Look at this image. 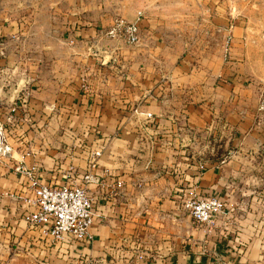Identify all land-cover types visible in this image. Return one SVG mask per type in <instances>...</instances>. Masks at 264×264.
<instances>
[{
	"label": "crops",
	"instance_id": "crops-1",
	"mask_svg": "<svg viewBox=\"0 0 264 264\" xmlns=\"http://www.w3.org/2000/svg\"><path fill=\"white\" fill-rule=\"evenodd\" d=\"M214 10L216 30L229 32L231 43L219 61L215 99L201 93L199 103L191 77L203 71L166 52L164 35L149 21L136 20L138 52L114 53L118 69L110 64V48L124 44L97 37L102 24L69 18L73 73L58 79L60 93L51 100L46 89L37 94L41 101L31 93L24 119L60 130L37 132L26 124L25 131L0 135L8 147L0 156V264H264V107H257L264 91V24L236 15L226 25ZM208 24L202 18L200 29ZM135 107L152 118L135 115ZM214 107L222 150L208 137L213 121L204 110ZM11 111V122L22 120ZM96 147L102 149L97 177L88 185L92 240L54 243L24 220L29 185L13 168L36 163L48 185L80 183ZM190 190L223 202L211 225H196L182 210Z\"/></svg>",
	"mask_w": 264,
	"mask_h": 264
},
{
	"label": "rangeland",
	"instance_id": "rangeland-1",
	"mask_svg": "<svg viewBox=\"0 0 264 264\" xmlns=\"http://www.w3.org/2000/svg\"><path fill=\"white\" fill-rule=\"evenodd\" d=\"M206 1L208 5L204 0H0V133L8 135L13 130L25 131L26 124L30 130L37 132L60 130L56 124L49 123L47 126L44 121H26L25 124L24 119L30 117L26 103L32 99L31 93L37 97L43 89L48 90L44 94L49 93L46 99L51 100L60 93L58 79H69L73 73L70 54L73 44L68 41L71 30L67 28V21L76 15L83 22L102 24V27L99 26L101 35L97 37L103 38L115 18L149 21L164 35L160 46L166 52L182 61L187 69L203 71L204 76L191 77L193 89L197 92L195 102L203 99L201 93L215 99L213 88L219 81L217 73L227 31L216 30L219 17H215L217 12L214 9H219L225 24L231 21V17L243 15L244 19L263 25L264 0ZM77 10L79 12L76 13ZM204 17L209 23L208 30H204V25L201 29L199 26ZM218 33L221 34L220 40L217 39ZM206 35L209 40L200 42L199 38ZM121 47L113 49L111 46L109 58L114 53L119 55L120 51L138 52L139 49H126L125 45ZM59 51L65 54L64 57L62 54L58 56ZM101 51L93 47L89 50L91 53ZM96 56L101 58L99 54ZM116 60L113 57L110 64L119 69ZM39 98L41 95L36 98L41 101ZM13 107L22 119L19 122L10 121ZM208 110L209 118L213 121L208 136L210 145L217 149L219 144L218 149L222 150V140L218 142L215 131L216 108H206L204 111ZM17 116L13 115L14 118Z\"/></svg>",
	"mask_w": 264,
	"mask_h": 264
},
{
	"label": "built area",
	"instance_id": "built-area-1",
	"mask_svg": "<svg viewBox=\"0 0 264 264\" xmlns=\"http://www.w3.org/2000/svg\"><path fill=\"white\" fill-rule=\"evenodd\" d=\"M104 36L108 40L119 41L131 47L138 46L140 42L136 20L115 18L104 32ZM230 43L231 35L227 32L222 42L223 59L228 55ZM79 83L80 87L86 90L87 80L84 76L79 78ZM257 107L259 110L264 107V91L259 95ZM133 113L141 115L144 119L152 118L151 113L140 112L137 107L133 109ZM7 152L8 147L0 145V156ZM101 152V147L89 152L80 183H64L57 186L42 181L36 163L18 162L13 171L27 181L30 190L29 196L22 199L28 209L24 220L29 225L39 226L42 233L49 235L54 243L91 241L94 212L88 185L96 180L97 161ZM180 204L196 225L203 226L211 225L223 208V202L218 197L196 195L192 190L183 194Z\"/></svg>",
	"mask_w": 264,
	"mask_h": 264
}]
</instances>
